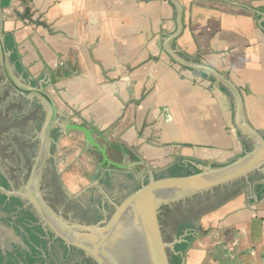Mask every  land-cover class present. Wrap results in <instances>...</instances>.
<instances>
[{"label": "water", "instance_id": "95a60500", "mask_svg": "<svg viewBox=\"0 0 264 264\" xmlns=\"http://www.w3.org/2000/svg\"><path fill=\"white\" fill-rule=\"evenodd\" d=\"M6 27L21 73L4 46ZM0 75L1 91L25 97L43 113L24 193L0 192L27 197L56 235L95 264H171L169 251L180 237L164 242L159 211L221 193L202 215L264 167V149L237 93L148 0H10L0 12ZM54 129L60 133L53 144ZM50 158L71 191L89 186L86 178L101 159L129 173L177 167L186 174L151 182L88 234L46 206L39 183ZM8 218L15 215L0 208L2 250L37 247Z\"/></svg>", "mask_w": 264, "mask_h": 264}, {"label": "crops", "instance_id": "0c3cea01", "mask_svg": "<svg viewBox=\"0 0 264 264\" xmlns=\"http://www.w3.org/2000/svg\"><path fill=\"white\" fill-rule=\"evenodd\" d=\"M148 1L237 93L264 149V0ZM182 242V264H264V167L197 216Z\"/></svg>", "mask_w": 264, "mask_h": 264}, {"label": "flooded vegetation", "instance_id": "af4514ba", "mask_svg": "<svg viewBox=\"0 0 264 264\" xmlns=\"http://www.w3.org/2000/svg\"><path fill=\"white\" fill-rule=\"evenodd\" d=\"M0 10L2 13L1 6ZM1 78L0 75V80ZM1 83L2 81H0V95L3 94V96H0V105L6 108L1 110L0 118L5 117L8 122L5 125L0 120V146L2 145L0 147V175L5 179L8 189H0L12 193V188H14L24 193L22 186L27 184L36 161V144L33 139L41 129L43 113L39 107L32 108L31 102L25 97L15 95V92H12L11 95V91H1L4 88ZM54 130L50 133L51 140ZM19 132L23 134V138L18 135ZM57 133L59 137L60 132L58 130ZM54 140L51 143L54 144ZM35 141L37 143V140ZM13 142L14 144L17 142L18 146L15 147ZM3 149L7 151V154L4 153L5 150ZM52 151L53 147H51ZM100 164L97 172L89 176V179L86 178L89 186L86 185V187L82 184L74 191L65 186L55 169L52 158L47 159V165L44 166L41 173L39 191L46 206L58 214L60 219L73 222L78 229L83 231L96 226L103 228L111 221L126 199L140 192L151 182L177 177L171 174L169 168L162 172L129 173L123 169L102 164V159ZM118 164L122 163L119 162ZM13 168H17L14 176L10 173ZM93 182L95 183L93 184ZM220 194L216 192L213 198L209 193H206L161 209L158 214V223L164 242L172 240L173 236L177 238L179 227L183 224H192L200 211L217 201ZM5 196L8 199H19L21 208L28 211L35 219V225L42 229L43 236L40 238L45 241L46 251L42 252L40 256L44 260V264H95L83 250L56 235L53 227L41 218L39 211L27 197L20 195L24 198L22 200L16 196ZM12 246L13 248L18 247L17 245ZM0 247L3 248L1 243ZM169 253L171 263L172 251Z\"/></svg>", "mask_w": 264, "mask_h": 264}, {"label": "trees", "instance_id": "16d2710c", "mask_svg": "<svg viewBox=\"0 0 264 264\" xmlns=\"http://www.w3.org/2000/svg\"><path fill=\"white\" fill-rule=\"evenodd\" d=\"M10 0H1L0 6L2 11H5L9 5ZM4 34V46L7 52H10V60L15 64L16 70L22 72V66L18 61L17 52L14 48V42L10 29L7 27L3 29ZM24 76V75H23ZM3 118V117H2ZM5 118V117H4ZM1 120V118H0ZM8 121L5 118V123L7 125ZM7 128V127H6ZM58 133L57 130L53 131V139H57ZM171 174L173 176L180 177L186 173H180L179 168L174 167L171 169ZM0 188L8 189V185L5 182V179L0 175ZM209 205L202 209L199 213H203L209 209ZM0 208L7 213L14 214L15 218L5 219L9 221L15 228H21L29 234L32 238L36 240L37 247L29 246V251L22 250L19 247L12 248L11 251L2 250L0 247V264H43L44 260L41 258V253L46 251V244L40 236H43L42 229L39 226L35 225V219L33 216L26 210L21 208V202L17 198H7L5 195L0 193ZM10 224V225H11ZM192 224H183L179 227L177 231V238H179L185 230L191 227ZM187 248V243H179L175 245L174 251L171 255V264H182L183 255ZM21 260V261H20ZM20 261V262H19Z\"/></svg>", "mask_w": 264, "mask_h": 264}, {"label": "rangeland", "instance_id": "374dc122", "mask_svg": "<svg viewBox=\"0 0 264 264\" xmlns=\"http://www.w3.org/2000/svg\"><path fill=\"white\" fill-rule=\"evenodd\" d=\"M175 247V246H174ZM171 248V247H170ZM172 251H174V248H173V250Z\"/></svg>", "mask_w": 264, "mask_h": 264}]
</instances>
